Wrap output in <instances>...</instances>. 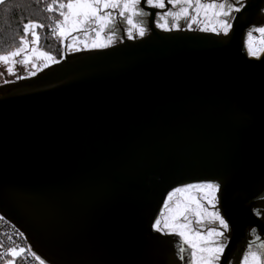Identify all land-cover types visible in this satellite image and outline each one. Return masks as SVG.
Instances as JSON below:
<instances>
[{
  "label": "water",
  "instance_id": "obj_1",
  "mask_svg": "<svg viewBox=\"0 0 264 264\" xmlns=\"http://www.w3.org/2000/svg\"><path fill=\"white\" fill-rule=\"evenodd\" d=\"M245 3L227 36L152 28L0 88V214L46 264H190L152 227L188 183L220 184L229 264L264 241V0Z\"/></svg>",
  "mask_w": 264,
  "mask_h": 264
},
{
  "label": "snow or ice",
  "instance_id": "obj_2",
  "mask_svg": "<svg viewBox=\"0 0 264 264\" xmlns=\"http://www.w3.org/2000/svg\"><path fill=\"white\" fill-rule=\"evenodd\" d=\"M6 0H0V6L4 5ZM147 6L156 9L165 8V0H146ZM174 8L179 7L178 11L167 12L165 16H171L173 20H179L181 16L188 17L189 11L192 10L195 15L191 16V23H196L198 18L203 15L206 21H216L211 31L219 35L221 32L227 36L232 25L229 19L233 12L240 13L248 7L245 0H235V4L229 3L228 0H167ZM141 0H52L47 5L46 11H53L54 6L59 9L61 20L54 22V27L49 26L52 34L65 38L71 32L83 31L86 35L92 31L95 32V39L91 41L92 48H105L107 44L101 39L102 33L116 22V16L126 20L129 25L127 31L128 38L131 39L133 30L143 37L146 29L134 22V17L147 16L148 13L140 8ZM67 9V11H64ZM112 10V11H107ZM116 13V16L113 13ZM127 14V15H126ZM165 16L160 19L164 20ZM191 26V24L189 25ZM44 25L29 20L22 24L23 33L19 37L20 47L15 48L7 53L0 52V62L8 65L7 71L12 74V64L15 63L14 57L26 53L28 40L26 39L29 31L33 37V43L40 38L36 33L37 28H43ZM157 27L169 31L167 22L157 24ZM209 31L208 27L202 29ZM253 33H259L254 37ZM75 42V38H74ZM85 47L89 45L87 42ZM247 47L249 54L259 58V53L264 52V27L252 28L247 34ZM32 55L42 57L45 66L48 62H56L55 57L46 52L38 51L36 48L31 50ZM30 57L25 55L23 63L27 64ZM220 184L215 182L188 183L182 187H176L167 194V200L163 204V211L155 220L152 227L157 233L165 236L179 237L181 243L178 245L179 251H185L184 245H187L190 252V264H221L222 257L224 264H229L225 257L228 237L226 233L229 230V223L225 218L215 210L218 204V192ZM199 193L200 195H196ZM213 210L209 211L207 206ZM194 218V219H193ZM2 219V217H0ZM204 220H210L219 225V229L210 228L202 232L193 224L200 225ZM257 240L260 237L257 236ZM25 249L10 248L0 256H19ZM32 255L39 261V264H45L35 253ZM7 264H13L8 260ZM242 264H264V241L256 243L252 241L248 250L243 254Z\"/></svg>",
  "mask_w": 264,
  "mask_h": 264
},
{
  "label": "trees",
  "instance_id": "obj_3",
  "mask_svg": "<svg viewBox=\"0 0 264 264\" xmlns=\"http://www.w3.org/2000/svg\"><path fill=\"white\" fill-rule=\"evenodd\" d=\"M49 3L52 0H6L0 6V52L7 53L19 46V37L24 35L22 24L31 20L44 25L40 28L42 48L61 59L60 40L57 35L52 34L49 27H54V22L61 17L55 6L53 11H46Z\"/></svg>",
  "mask_w": 264,
  "mask_h": 264
},
{
  "label": "flooded vegetation",
  "instance_id": "obj_4",
  "mask_svg": "<svg viewBox=\"0 0 264 264\" xmlns=\"http://www.w3.org/2000/svg\"><path fill=\"white\" fill-rule=\"evenodd\" d=\"M246 1L247 0H245V2ZM205 2H207V0H205ZM221 2H222V0H221ZM228 2L235 4V0H228ZM139 7L142 8L145 12L148 13L147 16L134 17L133 18L135 23L143 26L146 29L145 35L143 37H141L138 34V32L133 30L132 38L129 39L128 35H127V31L129 29V25L127 24L126 20H124L123 18H120L119 16H116V13L114 12L113 15L116 16V22L113 25H111L108 29H106L104 34L102 33L103 34L102 37H103L104 42L105 43H110L107 47L99 48V49H95V50L77 52V53H74V54L66 53L64 55V58L62 59V61L65 60L68 57H71V56H76V55H80V54H83V53H89V52H93V51L105 50V49H109V48L121 45V44L125 43L126 41H137V40L146 38V37H148V36H150L152 34V28H155L159 32H163V33L198 32V33H207V34H215V35H217L216 33H212L210 30L209 31H203L202 30L203 29L202 28L203 21L200 20L201 18H198L196 23H191V16L194 15V12L192 10H190L191 14L188 17L181 16L179 20H173V18L171 16H165V14L167 12H170V11L175 12V11L179 10L178 6L174 8L171 4L167 3V0H165V8H163V9H156V8L148 7L147 3H146V0H141V4H140ZM236 15H237L236 12L232 13L233 21H234ZM161 16H165V19L164 20L160 19ZM165 21L167 22V25H168V27L170 29L169 31H165L163 28L157 27L158 23L159 24H164ZM190 24H191V26H189ZM232 24H233V22H232ZM231 29H232V27H231ZM84 34L85 33L82 31L81 35H84ZM87 35L90 36L89 41H92L93 39H95V32L94 31L88 33ZM219 36H225V35H220L219 34ZM258 216L261 219H264V210H260L258 212ZM226 235L228 237L229 230L226 233ZM257 236L260 237V240L256 239ZM250 239L254 240V241H260L261 242V236L258 233H256V232H253L250 235ZM228 242H229V237H228V240H227V244H228Z\"/></svg>",
  "mask_w": 264,
  "mask_h": 264
},
{
  "label": "rangeland",
  "instance_id": "obj_5",
  "mask_svg": "<svg viewBox=\"0 0 264 264\" xmlns=\"http://www.w3.org/2000/svg\"><path fill=\"white\" fill-rule=\"evenodd\" d=\"M64 11H67V9H64ZM110 11H112V10H110ZM190 14L191 13L189 11V15ZM194 15H195V13H194ZM199 18H201L200 20L203 21L202 28L208 27L210 31H211V28L213 27V25L216 24V21H212V20L206 21L205 18L203 17V15H201ZM61 19L62 18H60V20ZM228 19H229V22L232 25L233 17L231 16ZM230 30H229V32H230ZM35 31H36V33H37V35L39 36L40 39L37 42L33 43V37L31 35V30L29 31V34L26 37V39L28 40L27 51H26V53H21V55L16 56V57L13 58L15 63L11 65L12 68H13V73L12 74H10L7 71L8 65L0 62V88L5 86V85H7V84L14 83V82H17V81H20V80H24V79L36 76L37 74L43 72L44 70H46L47 68L53 66L54 64L61 62L62 59L64 58V55L66 53L74 54V53H77V52L99 49V48H92L90 46L91 45V41H89L90 36H88L86 34L81 35L82 31L71 32L65 38H61V37H59V35H57L58 39L60 40V43H61V51H62L61 59H59L56 56H54L52 54H49L48 52H46L45 49L42 48L41 43H40L41 42L40 28H37ZM211 32L212 33H216V32H213V31H211ZM103 34L101 35V39L102 40H103V37H102ZM220 35H224V34L221 32ZM74 38H75V42H74ZM85 42H87V44L89 45L88 47L84 46ZM106 44L108 46L110 43H106ZM20 46L21 45L19 44L18 47H20ZM18 47H16V48H18ZM33 48H36L38 51H43V52L48 53L49 55L54 56L56 62H51L50 61V62L47 63V66H45V61H44V59L42 57H37V56L32 55L31 50ZM14 49L15 48H13L12 50H14ZM25 55H28L30 57V61L27 64L23 63ZM196 195L199 196L200 194L197 193ZM217 196H218V194H217ZM207 207H208L209 211L213 210L210 206H207ZM215 210L219 211L218 210V204H217V208ZM219 213H220V211H219ZM193 227L198 228L202 232H206L210 228L219 229L218 222L217 223H213L210 220H204L200 225H197V224L194 223Z\"/></svg>",
  "mask_w": 264,
  "mask_h": 264
},
{
  "label": "built area",
  "instance_id": "obj_6",
  "mask_svg": "<svg viewBox=\"0 0 264 264\" xmlns=\"http://www.w3.org/2000/svg\"><path fill=\"white\" fill-rule=\"evenodd\" d=\"M253 36L258 37L259 33H253ZM246 51L249 58L256 59H260L264 53L260 52L259 58L250 55L247 42ZM0 217H2V219H0V253H5L10 248H16L17 251H19L20 248L25 249L23 253L16 257L8 255L0 256V264H7L8 260H12L13 264H39V261L32 255V253L35 252L23 232L1 214Z\"/></svg>",
  "mask_w": 264,
  "mask_h": 264
}]
</instances>
